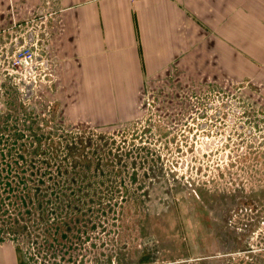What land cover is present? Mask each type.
Here are the masks:
<instances>
[{"label": "rangeland", "instance_id": "1", "mask_svg": "<svg viewBox=\"0 0 264 264\" xmlns=\"http://www.w3.org/2000/svg\"><path fill=\"white\" fill-rule=\"evenodd\" d=\"M51 6L17 1L21 36ZM39 69L29 98L25 67L0 79V244L20 264H264V101L165 84L130 120L73 122Z\"/></svg>", "mask_w": 264, "mask_h": 264}, {"label": "crops", "instance_id": "2", "mask_svg": "<svg viewBox=\"0 0 264 264\" xmlns=\"http://www.w3.org/2000/svg\"><path fill=\"white\" fill-rule=\"evenodd\" d=\"M17 1L11 20L0 0V60L42 39L44 78L73 122L130 120L165 84L236 85L264 101V0H52L44 39L21 36ZM0 264H20L10 245Z\"/></svg>", "mask_w": 264, "mask_h": 264}, {"label": "built area", "instance_id": "3", "mask_svg": "<svg viewBox=\"0 0 264 264\" xmlns=\"http://www.w3.org/2000/svg\"><path fill=\"white\" fill-rule=\"evenodd\" d=\"M34 32V31H33ZM45 23H43L42 26L39 27V30L37 31L38 35H41L43 39L45 38ZM42 39H38L34 42V40L29 43L27 42V39L22 42V44L16 46L11 53H7L4 55V59L0 60V79L2 70H4V65H6L8 68H17L20 69L22 67H25L27 70L29 77H24L21 82L25 84H32L33 85V91L37 87V81L34 78L36 75L41 76L42 72H40L39 65L45 66L47 64V60L44 59V55L40 54V51L35 48ZM46 67V66H45ZM24 89V87H23ZM2 90L0 85V91ZM35 93V92H34ZM2 104H0V110L2 109Z\"/></svg>", "mask_w": 264, "mask_h": 264}, {"label": "water", "instance_id": "4", "mask_svg": "<svg viewBox=\"0 0 264 264\" xmlns=\"http://www.w3.org/2000/svg\"><path fill=\"white\" fill-rule=\"evenodd\" d=\"M23 87L26 90V98L31 97L34 94L33 85L23 83Z\"/></svg>", "mask_w": 264, "mask_h": 264}]
</instances>
